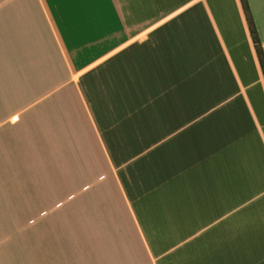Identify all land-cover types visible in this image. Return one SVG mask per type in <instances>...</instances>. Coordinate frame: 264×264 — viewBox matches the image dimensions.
<instances>
[{
    "label": "crops",
    "instance_id": "obj_1",
    "mask_svg": "<svg viewBox=\"0 0 264 264\" xmlns=\"http://www.w3.org/2000/svg\"><path fill=\"white\" fill-rule=\"evenodd\" d=\"M0 264H264L241 0H0Z\"/></svg>",
    "mask_w": 264,
    "mask_h": 264
},
{
    "label": "trees",
    "instance_id": "obj_2",
    "mask_svg": "<svg viewBox=\"0 0 264 264\" xmlns=\"http://www.w3.org/2000/svg\"><path fill=\"white\" fill-rule=\"evenodd\" d=\"M241 2H242V6L244 8L245 14H246V19H247V22L249 25L250 33H251L253 42L255 44L256 51L258 54V58H259V61H260L261 67H262L263 74H264V54H263L262 46H261L260 41L258 39V34H257L256 28L254 25V21L252 19L250 8H249L247 0H241Z\"/></svg>",
    "mask_w": 264,
    "mask_h": 264
},
{
    "label": "rangeland",
    "instance_id": "obj_3",
    "mask_svg": "<svg viewBox=\"0 0 264 264\" xmlns=\"http://www.w3.org/2000/svg\"><path fill=\"white\" fill-rule=\"evenodd\" d=\"M255 238H256V240L259 239V241H261V243H262V235L261 234H255Z\"/></svg>",
    "mask_w": 264,
    "mask_h": 264
}]
</instances>
